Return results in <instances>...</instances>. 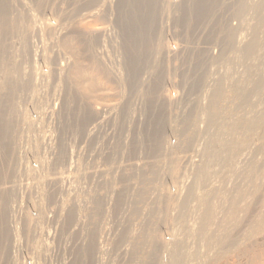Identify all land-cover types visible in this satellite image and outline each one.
Returning a JSON list of instances; mask_svg holds the SVG:
<instances>
[{
	"label": "rangeland",
	"instance_id": "obj_1",
	"mask_svg": "<svg viewBox=\"0 0 264 264\" xmlns=\"http://www.w3.org/2000/svg\"><path fill=\"white\" fill-rule=\"evenodd\" d=\"M126 1L0 0V264H264V0Z\"/></svg>",
	"mask_w": 264,
	"mask_h": 264
},
{
	"label": "bare ground",
	"instance_id": "obj_2",
	"mask_svg": "<svg viewBox=\"0 0 264 264\" xmlns=\"http://www.w3.org/2000/svg\"><path fill=\"white\" fill-rule=\"evenodd\" d=\"M131 1V0H130ZM128 1L129 3H133V1ZM213 2V1H212ZM123 3V4H122ZM127 3V1L125 2V0H122V2L120 3L121 4V6L123 5L124 7H126L125 6V4ZM137 3V2H136ZM141 5V4H140ZM122 6V7H123ZM128 6V5H127ZM131 6V5H130ZM131 8V7H130ZM132 8H133V6H132ZM202 8V7H201ZM136 15H137V13L134 15V20L138 17H136ZM193 18V17H192ZM127 25V24H126ZM127 28H128V26H127ZM23 39V38H22ZM68 44V43H67ZM71 44V43H70ZM72 47V46H71ZM74 48V47H73ZM247 48H248V46H247ZM249 50V49H248ZM78 53V52H77ZM136 56H138V55H135V57ZM134 57V58H135ZM136 60V59H135ZM76 65V64H75ZM76 67V66H75ZM74 67V69H76L75 71H73V76H72V79L74 80V82L76 83V84H82V83H84V85L82 84V86H84V88L82 89V90H85V93H89V92H92V90L91 89H94L93 87H94V85H96L97 84V86H98V84H101V81H100V78H96L95 77V75H97V74H93L92 72H94V71H92V69H88V68H90V67H86V66H82L83 67V69H80V67H77V68H75ZM72 69V68H71ZM70 71H72V70H70ZM61 73V72H60ZM48 74V73H47ZM69 75V74H68ZM70 75H71V73H70ZM98 76V75H97ZM99 77V76H98ZM95 78L97 79V80H95ZM5 79V78H4ZM69 80H70V78H69ZM97 81V82H96ZM6 82V81H5ZM70 82V81H69ZM86 83V84H85ZM1 84V83H0ZM8 84V83H7ZM76 84H75V86H76ZM69 86H71V88H72V84H69ZM102 87V86H101ZM69 89H70V87H69ZM80 89V88H79ZM99 89V88H98ZM11 90V89H10ZM74 90H75V88H74ZM81 90V89H80ZM76 91V90H75ZM74 93V92H73ZM82 93V92H81ZM216 93V92H215ZM92 94V93H91ZM219 94V93H218ZM69 95H70V93H69ZM74 95H75V93H74ZM74 95L73 96H69V97H71V101H72V97H74ZM83 95H84V93H83ZM216 95V94H215ZM79 96V95H78ZM214 96V95H213ZM219 96V95H218ZM79 97H81V96H79ZM85 97V96H84ZM91 97V96H90ZM89 97V95H88V98H90ZM215 97V96H214ZM74 99V98H73ZM77 99V98H76ZM85 99V98H84ZM69 100V99H68ZM79 100V99H78ZM88 100V99H87ZM212 100V102H213V99H211ZM210 100V101H211ZM84 101V100H83ZM218 101V100H217ZM76 102V101H75ZM87 102V101H86ZM81 103V102H80ZM84 103H85V101H84ZM214 103V102H213ZM78 104H79V102H78ZM89 104V103H88ZM213 105V104H212ZM85 106H87V105H85ZM89 106V105H88ZM84 107V106H83ZM69 108V107H68ZM71 110H72V108H70ZM2 110V109H1ZM80 110V109H79ZM87 109H86V113H87ZM77 112V111H76ZM75 112V113H76ZM83 113H84V110H83ZM79 114H80V112H79ZM75 115V114H74ZM73 115V116H74ZM77 116V115H76ZM88 116H89V113H88ZM75 117V116H74ZM85 117V116H84ZM12 118V117H11ZM28 119H30V118H28ZM30 121L32 122V125H33V127H35V119H30ZM78 121V120H77ZM79 122V121H78ZM83 122V121H82ZM79 124V123H78ZM2 126H3V133H4V135H5V137H10L9 136V134H8V132L10 131V128H12L11 127V125L9 124V123H6V124H2ZM76 126V125H75ZM74 126V127H75ZM77 127V126H76ZM94 128L95 127H93L91 130L94 132ZM13 129V128H12ZM30 130V129H29ZM31 131H32V129H31ZM92 132V133H93ZM12 133V132H11ZM95 133V132H94ZM73 134V133H72ZM8 135V136H7ZM95 135V134H94ZM94 135H93V137H94ZM14 136V135H13ZM96 137V136H95ZM12 139V138H11ZM9 141H11V140H9ZM94 142L95 141H93V144H94ZM11 148H13V147H11V144L10 143H8V145H6V147L4 148L5 150H4V156L6 157H8L9 156V154H11ZM4 156H2V157H4ZM173 163V162H172ZM31 168H33V169H35V165H34V167H31ZM83 172H84V174H87V170H88V161L86 162V164L85 165H83ZM176 168V167H175ZM30 171V170H29ZM89 173V172H88ZM9 174H10V171L8 170V171H6V172H3V178H7L8 176H9ZM84 177L86 178V175H84ZM39 179V178H38ZM2 198H3V196L1 195V197H0V204H1V202H3V200H2ZM79 212V211H78ZM31 217V216H30ZM36 220V219H35ZM40 225V224H39ZM3 227H2V224H1V221H0V249H1V241L3 240V237H4V235H3ZM226 234H227V232H225ZM225 234V235H226ZM151 236V235H150ZM226 239H228L227 237H226ZM149 240V239H148ZM150 241V240H149ZM88 251V250H87ZM88 252H86V250L84 249V251H82V253H81V256H80V258L81 259H86L85 257H86V254H87ZM223 253V252H222ZM227 253V252H226ZM226 253H224L225 255H226ZM147 254V253H146ZM220 254V253H219ZM253 254V253H252ZM251 254V256H249V259L251 258V260H250V264H262L261 263V259H260V257H259V259H258V257L256 256V254L253 256ZM191 256H192V254H190ZM189 255V256H190ZM216 256V255H215ZM221 256V255H220ZM223 256V255H222ZM220 258V257H219ZM224 258V257H223ZM248 258V257H247ZM221 260V259H220ZM223 260V259H222ZM214 261V260H213ZM220 262V261H219ZM228 262V261H227ZM82 263V262H81ZM217 263V262H216ZM203 264V263H202ZM221 264V263H220Z\"/></svg>",
	"mask_w": 264,
	"mask_h": 264
},
{
	"label": "built area",
	"instance_id": "obj_3",
	"mask_svg": "<svg viewBox=\"0 0 264 264\" xmlns=\"http://www.w3.org/2000/svg\"><path fill=\"white\" fill-rule=\"evenodd\" d=\"M169 48L171 49V51H175V50H176L174 44H171V46H170ZM34 119H35V118H34ZM33 165H34V164L32 163L31 166L34 167ZM32 216H33V215H32ZM25 264H35V262L32 261V260H29V261L25 262Z\"/></svg>",
	"mask_w": 264,
	"mask_h": 264
}]
</instances>
